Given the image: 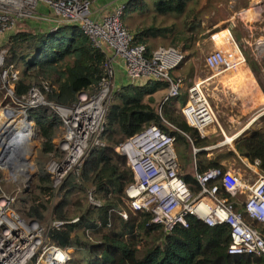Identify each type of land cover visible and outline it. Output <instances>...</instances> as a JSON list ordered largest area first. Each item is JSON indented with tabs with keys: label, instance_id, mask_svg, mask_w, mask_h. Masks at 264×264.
I'll return each instance as SVG.
<instances>
[{
	"label": "trees",
	"instance_id": "16d2710c",
	"mask_svg": "<svg viewBox=\"0 0 264 264\" xmlns=\"http://www.w3.org/2000/svg\"><path fill=\"white\" fill-rule=\"evenodd\" d=\"M221 2L223 0H128L121 22L132 34L133 44L145 45L147 56L160 46L181 50L186 57L185 65L189 64L186 68L182 64L177 70L186 78L172 72L170 75L174 80H188L193 79L191 61L199 42L209 37L201 19L207 9ZM132 12L139 16V22L135 23ZM25 23H17L5 44L4 65H12L18 71L14 83L17 97L26 95L32 86L46 82L49 85L46 100L71 106L79 92L92 93L98 89L106 75L107 55L95 47L87 35L69 26L50 32L43 26L23 27ZM18 41L26 43V53L16 52L14 43ZM252 70L257 73L255 65ZM167 87L163 81L121 86L114 96L119 102L113 100L105 115L100 135L103 146L90 151L79 176L70 173L58 186H53L40 158L61 156L54 142L60 134V122L43 106L30 112L41 140L38 172L16 205L23 217L34 219L43 227L46 243L79 249L69 264H264L262 255L228 253L230 228L226 224L209 226L188 215L186 227L175 226L167 232L164 226L150 223L149 212L128 208L124 190L133 181L132 173L115 147L149 125H157L175 136L179 174L193 194L199 191L195 172L227 169L215 158H209L208 151L202 150L215 144L213 136H202L179 112L178 105L187 99L186 89H180L179 104L156 99L154 94ZM262 119L250 136L235 142L234 150L250 164L257 160L258 169L264 173V115ZM193 149L201 151L191 156ZM217 149L219 147L212 151ZM234 150L224 155L235 157ZM191 159L195 169L187 172ZM210 184H216L219 196L227 198L245 222L264 235V223L250 219L242 202L224 190L219 178ZM88 192H93L99 205L89 202ZM120 209L127 213L126 219L119 214ZM75 218L77 221L71 222ZM54 221L65 223L55 228ZM98 222L101 225L97 227Z\"/></svg>",
	"mask_w": 264,
	"mask_h": 264
},
{
	"label": "built area",
	"instance_id": "2783aa9c",
	"mask_svg": "<svg viewBox=\"0 0 264 264\" xmlns=\"http://www.w3.org/2000/svg\"><path fill=\"white\" fill-rule=\"evenodd\" d=\"M128 0H0V36L14 33L17 23L38 22V26L56 32L69 26L87 35L93 45L107 55L105 77L95 92H79L71 106H61L45 99L49 85L30 88L26 95H15L14 83L18 71L12 65L5 66V48L0 49V264H69L74 259L72 248L60 247L44 241V229L34 219L23 217L17 200L28 191L38 170L12 175L16 164L24 166V143L28 140L41 144L39 128L30 119V112L45 107L53 112L60 122V134L55 145L61 152L59 158L51 157L44 166L53 186L60 185L70 174L79 176L90 151L103 146L100 135L104 130L105 115L114 92V70L119 65L128 84L146 85L151 81L167 82L165 100H176L180 89L185 88L187 99L180 112L186 121L203 134L207 126L215 122L212 106L200 81L186 87L181 79H173L170 72L185 61V54L174 47L160 46L146 55L143 44H133V36L121 22ZM97 4V5H96ZM225 41L240 51V55L228 61L227 48L219 46L207 53L204 64L210 69L235 72L247 64L240 48L231 34ZM214 33L210 36L212 39ZM213 42V41H212ZM214 43V42H213ZM255 49V48H254ZM264 52V51H263ZM248 70V69H247ZM50 110V111H49ZM11 114L17 122L30 128L28 137L23 130L13 128L5 131V119ZM264 112L257 116L263 115ZM254 119H257L254 117ZM37 143V142H36ZM35 147V146H34ZM32 148L29 159L33 158ZM132 173L133 181L124 190V199L131 211H147L150 223L162 225L167 232L175 226H187L186 217L193 215L209 226L226 224L230 228L228 253L232 255L264 256V235L245 222L243 215L233 204L219 196V189L211 181L219 178L226 192L235 198L244 194L241 201L244 212L252 220L264 223V173L255 171V178L246 184L242 175L235 171L222 172L218 168L195 174L199 191L193 194L178 171L175 153V136L165 133L157 125H149L141 132L129 137L115 147ZM258 164L255 161L254 167ZM38 169V168H37ZM35 173V174H34ZM88 200L99 205L93 192ZM126 219L127 213L119 210ZM77 221V218L71 222ZM65 222L54 221L52 226L60 228ZM101 223H97V227ZM109 225V224H108ZM107 225V226H108ZM87 233H89L87 231Z\"/></svg>",
	"mask_w": 264,
	"mask_h": 264
},
{
	"label": "rangeland",
	"instance_id": "374dc122",
	"mask_svg": "<svg viewBox=\"0 0 264 264\" xmlns=\"http://www.w3.org/2000/svg\"><path fill=\"white\" fill-rule=\"evenodd\" d=\"M260 10L262 11L259 12ZM243 11L245 12V14L243 13L244 15H242L240 18L239 13ZM131 14L135 17V23L139 22V16H136L134 12H132ZM243 22H246L248 27H244L242 25ZM201 23L205 28V34L207 33L209 37L199 42L200 44L198 46V49L203 47L202 54L198 55V57L195 55L191 62L194 67L193 77L194 79H198L197 81L204 80L203 86H205V88L203 89L205 90L204 92L206 98L214 111L215 123L212 124L208 129V135L213 136V139L215 140L214 145H219V149L215 151H212L213 149L209 150L208 156L210 158H215L218 160L221 159L222 154L224 155V153H226L228 150H232V148L234 147L233 141H229L223 144L225 137L223 138V136L221 135V129L228 131L226 136L231 137L234 134L233 131H235V129H241V127L245 125L249 119L264 112V104L259 105V100L257 98L259 94L254 93V91L252 90L253 82H251L247 76L241 79L236 84H233V86H229L227 84V79H229V72H222L220 71V69H210L204 64V58L207 53L219 47L210 40V36L213 33L218 34L224 29H227L226 27H228V25L232 24L231 33L233 38L235 39L237 35V37L240 38L241 34L242 36L245 35L246 38L244 40L240 39L239 41H235L237 46L240 48L247 64L249 76H251L250 71H253L252 69L254 68V65L257 68L256 72H259L260 69L253 55V53L255 52L253 47L257 43L260 51L264 50V41L262 42L263 44H258L260 40L264 39V0H223V2L219 3L218 5L216 4L213 8L207 9L201 19ZM38 24L39 23L36 21H31L23 24V27H36L38 26ZM10 35L11 33L7 34L6 38H8ZM1 38L4 39V37L0 36V43H2ZM222 42H224V40ZM226 43L222 46L224 48H227V50L229 51L226 55V58L228 61H231L232 52L240 55V51H238V49L236 48H231V46ZM249 62H253L254 64H250ZM188 64L189 63H187V65H185L183 68H186ZM262 66L264 67V64H262ZM175 76L184 77L180 75L179 72H177ZM258 82L261 83V80H259V78ZM115 84L113 89L114 93L121 88V85L116 86ZM165 91L166 90L156 95V99L161 100L162 98H164ZM116 102L118 103L119 101L117 100ZM259 121L261 122L262 119H257L256 123L254 124L257 125ZM235 122L240 123V125H237V128L233 126ZM251 127H254V125ZM32 143L33 146H35L33 147L35 152L33 151L34 154L33 158H31V161H33L36 166V169L32 171V173H36V171L38 170L37 160L39 159L41 144L39 145L37 140H35V143ZM191 156H193V150ZM46 159H44V157L40 158L43 164L47 163L46 161L48 160ZM239 165H241L240 159L235 157L234 160L232 159V164H230L229 166L232 169L239 170V173L242 175V178L245 182H251L253 179V173L251 171H248L245 166ZM11 172L13 175L12 170ZM189 172H192L191 168H189ZM236 172L238 173V171ZM0 175L1 177L6 178V175L3 171H0ZM244 199V194H242L238 198V200L240 201H244Z\"/></svg>",
	"mask_w": 264,
	"mask_h": 264
},
{
	"label": "crops",
	"instance_id": "0c3cea01",
	"mask_svg": "<svg viewBox=\"0 0 264 264\" xmlns=\"http://www.w3.org/2000/svg\"><path fill=\"white\" fill-rule=\"evenodd\" d=\"M245 11V10H244ZM240 12L239 13V17L241 18V16L242 15H244L245 14V12ZM244 13V14H243ZM244 27H248L247 26V24H246V22H243V24H242ZM232 24L231 25H228V27H230L231 28V30H232ZM227 29H224L223 31H221V32H219L218 34H215V35H213V37H212V39L210 38V40L211 41H213L214 42V44H216V46H222V45H224L225 43H226V41H225V35L227 34ZM223 33H225V34H223ZM232 34V33H231ZM238 36V35H237ZM235 37V40H237V38H238V40L237 41H239L240 39H246L245 38V35L244 36H242V34L240 35V38L239 37ZM1 37H4V39H2L1 40V42L2 43H0V49H2V48H5V44H6V41H7V38H6V35H4V36H1ZM222 37V38H221ZM6 39V40H5ZM224 40V42H222ZM264 41V39L263 40H260L259 42H258V44H263L262 42ZM247 42V41H246ZM261 42V43H260ZM227 44V43H226ZM14 48H15V50H16V52L18 53V54H24V53H26V51H27V45H26V43L24 42V41H18V42H15L14 43ZM202 48L203 47H201V48H199L198 50H197V52H196V56L198 57V55H200V54H202ZM253 48H255L254 50H255V52L253 53V55H254V57H255V61H256V63H257V65H258V67H259V69H260V73L259 72H257L258 73V78H259V80H261V83H259L258 82V78H257V73L255 74L253 71H250V74H251V76H249V72H248V70L244 67V66H241V68L238 70V71H235V72H229V75H228V78L229 79H227L228 80V85L229 86H233V84H236L237 82H239L241 79H243L244 77H248L249 78V80L251 81V82H253V88H252V90L254 91V93H256V94H259L258 96H257V98H258V100H259V105H263L264 104V67L262 66V64H264V50H261L260 51V48H258V45H257V43H256V45L253 47ZM239 51V50H238ZM236 56H239L238 54H235L234 52H232V59L231 60H233L234 58H236ZM186 58V57H185ZM185 63H186V59H185V61L182 63V64H184L185 65ZM181 64V65H182ZM181 65H179L180 67H181ZM178 66V67H179ZM178 68H176V69H174V70H172L171 72L175 75L177 72H178V70H177ZM170 72V73H171ZM228 72V71H227ZM114 84L116 85V86H132L131 84H128V82H127V80H126V77H125V75H124V73H123V71H122V68L119 66V65H116L115 66V70H114ZM171 76V75H170ZM256 76V77H255ZM185 78H186V76H184ZM181 78V77H180ZM181 79L183 82H184V86L186 87L187 85H189L190 83H192V82H197V80L198 79H194V77H192L193 79H188V80H186V79ZM256 78H257V81H256ZM230 81V82H229ZM167 83V82H166ZM148 84V83H147ZM202 85H203V83H202ZM144 86V85H143ZM167 86H168V84H167ZM204 88H205V86H204ZM183 89V88H182ZM185 89V88H184ZM158 93V92H157ZM154 94V96H156V95H158V94ZM167 93H168V87H167V89H166V91H165V94H164V98H163V102H165L166 100H165V97H166V95H167ZM115 94H116V92L114 93L113 92V94H112V99H111V102H110V105L112 104V102H113V100H114V102H116L117 100L119 101L120 99H115L114 98V96H115ZM3 97V94L0 92V99ZM178 101V98L176 99V100H167L166 102L167 103H176ZM117 103V102H116ZM178 104H179V101H178ZM184 104V103H183ZM182 104V105H183ZM109 105V106H110ZM181 104H179L178 105V110H179V112H180V108H181V106H182ZM109 108V107H108ZM181 113V112H180ZM184 117V116H183ZM254 117H256L257 119H262L263 118V115H260V116H254ZM254 117H252L251 119H249L248 121H247V123L245 124V125H243L242 127H241V129H238L237 128V125H240V123H234L233 124V126H235L237 129H235V131H233V135L231 136V138H233L234 136H236L237 134H239V133H241V132H243L244 130H246L247 128H249L250 126H253L254 125V127H253V131H254V129L255 128H257L262 122H263V119H262V121L260 122H258V124L256 125V124H254V123H256V121H257V119H254ZM215 123V122H214ZM213 123V124H214ZM212 125V124H211ZM211 125H209L208 127H206V129L204 130V132H203V134H201L202 136H205V135H208L209 134V131H208V129L211 127ZM252 131V132H253ZM228 133V131H225V130H223V129H221V135L223 136V138L226 136V134ZM56 140L57 139H55L54 140V142L56 143ZM235 144V143H234ZM40 145V144H39ZM218 146L219 145H211V146H208V147H204V148H206V150H204V151H209V150H212V149H215V148H218ZM203 149V148H202ZM196 150H198V149H193V153H196ZM232 150H234V147L232 148ZM201 151V150H200ZM235 151V150H234ZM236 152V151H235ZM175 153H176V151H175ZM208 156V155H207ZM176 157H177V155H176ZM209 157V156H208ZM236 158H239L240 159V162H241V165H243V166H245V168H247V170L248 171H251L252 173H253V179H252V181L254 180V178H255V171L256 170H258V171H260L259 169H258V164L256 165V167H254L253 165H254V163H255V161H257V160H255L252 164H250L249 162H248V160L245 158V157H243V156H240L237 152H236V156H235ZM235 157H229V156H226V155H221V159H216L217 161H219L220 162V164L221 165H223V166H225L227 169L226 170H229V171H234L235 170V172L236 171H238V173H239V170H236V169H232L229 165L230 164H232V159L234 160V158ZM210 158V157H209ZM177 162H178V158H177ZM193 159H191V162L190 163H188V168H187V172H189V168H191V170L192 169H195V165H193ZM241 165H239V166H241ZM178 171L180 172V169H179V164H178ZM195 172V171H194ZM261 172V171H260ZM194 174H196V172L194 173ZM240 174V173H239ZM241 175V174H240ZM251 181V182H252ZM251 182H245L246 184H248V183H251ZM241 196V195H240ZM76 250H79V249H77V248H72V255L74 256V253H76Z\"/></svg>",
	"mask_w": 264,
	"mask_h": 264
},
{
	"label": "bare ground",
	"instance_id": "6f19581e",
	"mask_svg": "<svg viewBox=\"0 0 264 264\" xmlns=\"http://www.w3.org/2000/svg\"><path fill=\"white\" fill-rule=\"evenodd\" d=\"M261 11L262 10H260L259 12H261ZM202 83H204V80L200 81L199 84L202 85ZM202 87L204 88L203 85H202ZM5 124H6V128L4 129L5 131L11 130L13 128H17L19 130H23L24 134H27L28 137L32 134L30 128H28L26 125L22 124L21 122H17L15 120V117L12 116L11 114H9L8 117L5 119ZM231 139H232L231 137L225 136L224 141L229 142ZM32 142L33 141L31 139L30 141L28 140L27 142L24 143L23 158L25 160L24 161L25 164L23 167H21L20 164H16L15 166H13V168H12L13 176L20 175L21 172H23V171H25L28 174L32 172L33 165L29 159L31 150L34 147Z\"/></svg>",
	"mask_w": 264,
	"mask_h": 264
},
{
	"label": "water",
	"instance_id": "95a60500",
	"mask_svg": "<svg viewBox=\"0 0 264 264\" xmlns=\"http://www.w3.org/2000/svg\"><path fill=\"white\" fill-rule=\"evenodd\" d=\"M252 129H253V127L250 126L249 128H247L243 132H241V133L237 134L236 136H234L230 141H233V143H235L240 138H246V137L250 136L252 131H253ZM225 143L226 142L224 141L223 144H225ZM202 150H206V148H203ZM197 151H200V150H196V152Z\"/></svg>",
	"mask_w": 264,
	"mask_h": 264
}]
</instances>
